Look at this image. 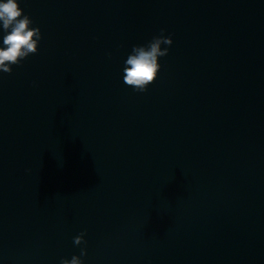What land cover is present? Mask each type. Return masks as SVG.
<instances>
[{"label":"water","instance_id":"obj_1","mask_svg":"<svg viewBox=\"0 0 264 264\" xmlns=\"http://www.w3.org/2000/svg\"><path fill=\"white\" fill-rule=\"evenodd\" d=\"M17 2L41 39L0 72V264H264V0Z\"/></svg>","mask_w":264,"mask_h":264},{"label":"clouds","instance_id":"obj_2","mask_svg":"<svg viewBox=\"0 0 264 264\" xmlns=\"http://www.w3.org/2000/svg\"><path fill=\"white\" fill-rule=\"evenodd\" d=\"M0 24L5 33L3 47H0V72L11 74V66H19L30 54L37 53L41 34L39 28L31 27L33 21L23 14L17 0L0 2ZM163 31L162 29L160 36L153 37L147 45L134 46L125 61L123 82L136 92H145L147 87L155 82L160 71L158 58L168 55L172 40L170 37L165 38ZM161 45L166 47L162 50ZM85 234L81 232L74 237V245L85 243ZM86 254V251L81 249L80 257ZM80 257L73 255L70 261L61 259L60 264H83Z\"/></svg>","mask_w":264,"mask_h":264}]
</instances>
